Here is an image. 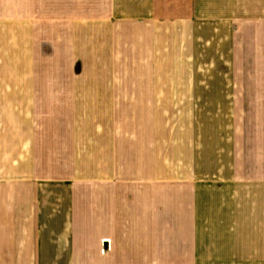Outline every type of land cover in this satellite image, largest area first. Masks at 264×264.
<instances>
[{
  "label": "crops",
  "instance_id": "crops-1",
  "mask_svg": "<svg viewBox=\"0 0 264 264\" xmlns=\"http://www.w3.org/2000/svg\"><path fill=\"white\" fill-rule=\"evenodd\" d=\"M0 264H264V0H0Z\"/></svg>",
  "mask_w": 264,
  "mask_h": 264
}]
</instances>
